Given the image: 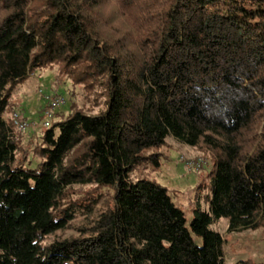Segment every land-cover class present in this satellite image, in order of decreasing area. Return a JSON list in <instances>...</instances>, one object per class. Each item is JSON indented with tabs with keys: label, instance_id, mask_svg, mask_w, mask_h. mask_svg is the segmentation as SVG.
<instances>
[{
	"label": "trees",
	"instance_id": "trees-1",
	"mask_svg": "<svg viewBox=\"0 0 264 264\" xmlns=\"http://www.w3.org/2000/svg\"><path fill=\"white\" fill-rule=\"evenodd\" d=\"M113 1L128 44L101 30V0H0V264H224L217 220L264 226V0ZM44 68L85 101L29 149L2 115ZM168 137L216 157L189 224L131 179Z\"/></svg>",
	"mask_w": 264,
	"mask_h": 264
},
{
	"label": "rangeland",
	"instance_id": "rangeland-1",
	"mask_svg": "<svg viewBox=\"0 0 264 264\" xmlns=\"http://www.w3.org/2000/svg\"><path fill=\"white\" fill-rule=\"evenodd\" d=\"M96 11L106 22L101 26V30L113 38L124 37L128 44L130 25L120 15L114 1L101 0ZM53 95L64 97L65 103L53 110L52 123L67 116L71 105L80 107L85 101L80 87L73 86L69 79L59 75L56 68H44L31 74L15 88L7 113L17 111L22 118L39 123L43 111L48 106L46 96ZM43 129L28 128L25 132L18 133V137L22 139L24 147L31 149L40 142ZM159 152L161 155L158 167L148 163L142 164L132 171L131 179L147 178L166 188L172 201L185 212L189 224L193 209L198 204L202 208H209L208 196L211 193L216 157L211 158L200 148L178 142L173 137H168V145ZM182 156H202L207 160V165L200 170H189L181 159ZM81 222H83L82 218L77 217L73 225L58 232L54 237L77 235ZM212 227L221 233L224 239V264H236L242 259H251L255 263L264 264V226L256 230L228 231V219L222 217ZM197 242L200 243L201 240L197 239Z\"/></svg>",
	"mask_w": 264,
	"mask_h": 264
},
{
	"label": "built area",
	"instance_id": "built-area-1",
	"mask_svg": "<svg viewBox=\"0 0 264 264\" xmlns=\"http://www.w3.org/2000/svg\"><path fill=\"white\" fill-rule=\"evenodd\" d=\"M48 100V106L43 111L42 119L39 123L34 121H28L25 118H22L19 112L13 111L11 113H5L2 115L3 119L9 123L14 132L18 136V133L25 132L28 128H47L50 126L52 119L54 117L53 110L58 108L62 104L65 103L64 97L60 95H53V96H46ZM181 159L184 161L186 167L189 170H200L204 166L207 165V160L202 156H195V157H184L182 156Z\"/></svg>",
	"mask_w": 264,
	"mask_h": 264
}]
</instances>
